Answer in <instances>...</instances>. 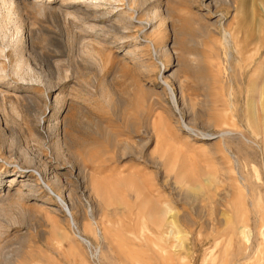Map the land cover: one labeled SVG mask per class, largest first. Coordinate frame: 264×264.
I'll list each match as a JSON object with an SVG mask.
<instances>
[{
	"label": "rangeland",
	"instance_id": "rangeland-1",
	"mask_svg": "<svg viewBox=\"0 0 264 264\" xmlns=\"http://www.w3.org/2000/svg\"><path fill=\"white\" fill-rule=\"evenodd\" d=\"M1 1L0 264H264V0Z\"/></svg>",
	"mask_w": 264,
	"mask_h": 264
},
{
	"label": "bare ground",
	"instance_id": "bare-ground-1",
	"mask_svg": "<svg viewBox=\"0 0 264 264\" xmlns=\"http://www.w3.org/2000/svg\"><path fill=\"white\" fill-rule=\"evenodd\" d=\"M5 4H7V5H9V7H10V12H9V14H11L12 15V13L14 12V0H2ZM1 1V2H2ZM39 1V0H38ZM38 1H36V2H38ZM90 1V4H92V5H94V6H97V2H100V1H103L104 2V0H89ZM110 1H112V0H110ZM68 3V2H67ZM67 3H65V4H67ZM36 4H38V3H36ZM47 4H49V5H51L50 3H47ZM39 5V4H38ZM8 10V11H9ZM228 34V33H227ZM228 38V37H227ZM149 43V42H148ZM150 43H151V45H152V48H153V50H154V52H156V46H155V43L154 42H152V41H150ZM164 82V84H165V87H166V89L168 90V92H169V94H170V96H171V99H172V103H173V105H174V107L176 108L177 107V105H178V99H177V96H176V94H175V91H174V89L171 87V85L167 82V81H163ZM181 122L183 123V119L181 118ZM183 125V124H182ZM184 126H186L187 128H188V126L186 125V124H184ZM189 130H191L192 131V129H189ZM44 185H46V187H47V189L52 193H54L55 194V196H56V198L58 199V201H59V203H60V206L64 209V211L69 215V217L71 218V212H70V210H69V208H68V206H67V204H66V202L64 201V198L62 197V196H60L59 194H56L55 193V191L52 189V187L50 186V185H48L47 183H45ZM52 193V194H53ZM53 194V195H54ZM81 241L83 242V243H87V241L84 239V238H81ZM89 244H87L86 246H88Z\"/></svg>",
	"mask_w": 264,
	"mask_h": 264
}]
</instances>
